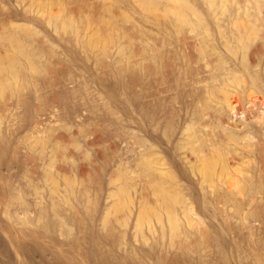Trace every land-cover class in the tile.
<instances>
[{
    "label": "rangeland",
    "instance_id": "rangeland-1",
    "mask_svg": "<svg viewBox=\"0 0 264 264\" xmlns=\"http://www.w3.org/2000/svg\"><path fill=\"white\" fill-rule=\"evenodd\" d=\"M184 1L247 22L223 57L264 64V0ZM178 6L0 0V264H264V100L197 114L206 59Z\"/></svg>",
    "mask_w": 264,
    "mask_h": 264
},
{
    "label": "bare ground",
    "instance_id": "bare-ground-1",
    "mask_svg": "<svg viewBox=\"0 0 264 264\" xmlns=\"http://www.w3.org/2000/svg\"><path fill=\"white\" fill-rule=\"evenodd\" d=\"M176 1L179 6L175 8L173 18L170 19V23L174 24L176 37H178L180 33H183L184 30L189 29L193 34L192 38H197L198 51L202 57L206 59L205 68H207L208 76L206 80L204 79L206 84L205 88H207L203 91L205 103L202 104L197 114L200 117L206 114L205 110L209 107V99L216 102L219 100L229 101L230 95L234 91H245L252 95H259L258 97H262L264 100V64L261 63L262 61L250 65L247 62L246 53L240 59V65L237 66L230 65L228 60L223 57L224 48L233 52L231 36L236 41H241L245 34L251 33L253 27L250 28L247 22L241 21L239 17L234 15H232L234 16L233 18L225 19L223 17L221 19L214 14L204 17L196 11H194L193 14H189L191 4L184 0ZM204 1L213 9L217 0ZM229 24L233 26L232 28L230 27L231 29L227 26ZM246 27H248V29ZM2 39L6 44L16 47L19 53L24 52L21 50L19 40L13 35L4 34ZM185 39L187 38L185 37ZM169 43H166L167 46ZM162 47L163 45L145 49L149 59L156 63L157 66H160L161 62L165 60V49H162ZM213 58H215V60H213ZM188 59L190 62L192 61L191 56H188ZM2 73L3 71L1 68L0 76ZM162 81L163 79L160 80V82ZM232 104L233 103L230 102L231 106ZM263 105L264 103H262V106ZM235 109L236 108L232 107V110ZM260 117H262L264 123V114Z\"/></svg>",
    "mask_w": 264,
    "mask_h": 264
}]
</instances>
